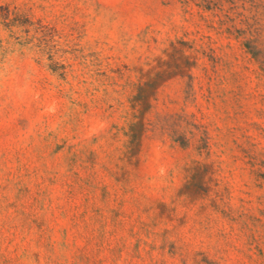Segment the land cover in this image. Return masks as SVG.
<instances>
[{"label": "rangeland", "instance_id": "1", "mask_svg": "<svg viewBox=\"0 0 264 264\" xmlns=\"http://www.w3.org/2000/svg\"><path fill=\"white\" fill-rule=\"evenodd\" d=\"M0 264H264V0H0Z\"/></svg>", "mask_w": 264, "mask_h": 264}]
</instances>
